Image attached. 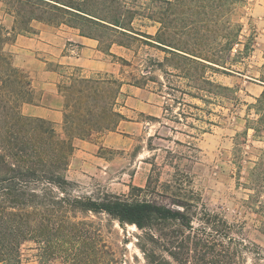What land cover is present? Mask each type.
Returning <instances> with one entry per match:
<instances>
[{
	"label": "trees",
	"instance_id": "1",
	"mask_svg": "<svg viewBox=\"0 0 264 264\" xmlns=\"http://www.w3.org/2000/svg\"><path fill=\"white\" fill-rule=\"evenodd\" d=\"M8 0L15 12V32L27 30L32 19L64 23L104 46L150 41L136 37L135 18L160 24L155 41L171 53L169 63L193 78L194 60L200 57L221 65L236 42L240 25L229 16L238 0ZM138 34L147 35L137 31ZM10 38L0 29V264H21V247L31 242L40 248L43 262L62 264H122L117 243L104 233L113 222L134 225L135 245L145 264H241L245 261L231 226L218 214L203 215L187 207L173 208L148 199L109 192L73 194L66 177L75 137L115 130L122 115L113 109L117 92L105 79H74L64 85V136L41 118L21 114L30 95L27 75L13 64L5 44ZM168 46L170 48H167ZM195 67L201 89L214 95L230 89L203 79L206 67ZM264 91L254 107L261 110ZM250 187L259 184L251 173ZM144 189H131L130 191ZM258 231L264 236V203H257ZM105 215V230L89 218ZM197 223V225H194ZM127 241L125 240L124 243ZM248 248V246H247ZM255 246L252 264H264ZM263 260V263H259Z\"/></svg>",
	"mask_w": 264,
	"mask_h": 264
},
{
	"label": "crops",
	"instance_id": "2",
	"mask_svg": "<svg viewBox=\"0 0 264 264\" xmlns=\"http://www.w3.org/2000/svg\"><path fill=\"white\" fill-rule=\"evenodd\" d=\"M246 3L249 5L247 18H240L236 11L230 14V21H240L243 31L248 22L250 42L232 47L221 65L196 57L194 75L189 80L169 63L172 52L163 50L158 46L163 45L154 40L160 27L157 21L135 18L134 32L128 31L150 43L134 41L126 46L112 42L104 48L99 40L81 35L77 28L64 23L32 19L27 30L15 32L14 9L8 0H0V29L10 38L4 48L30 82V95L20 105V112L50 122L64 136L65 100L61 88L74 79H105L117 90L112 106L122 118L115 130L94 132L90 138H73L66 177L73 181L104 173L117 160V155L131 157L137 152L142 134L146 137L141 149L147 150L157 134L166 152H172L169 150L175 146L181 147L183 157L178 161L186 162L187 173L195 178L201 169L202 106L208 105V115H211L216 110L211 107L215 99L223 101L219 107L225 111L232 104L226 102L224 94L214 95L208 88L201 89L200 78L195 79V67L199 72L201 63L210 65L203 79L230 89L229 101L236 99L242 103L239 113L244 127L247 118L255 114L253 104L264 91V0Z\"/></svg>",
	"mask_w": 264,
	"mask_h": 264
},
{
	"label": "rangeland",
	"instance_id": "3",
	"mask_svg": "<svg viewBox=\"0 0 264 264\" xmlns=\"http://www.w3.org/2000/svg\"><path fill=\"white\" fill-rule=\"evenodd\" d=\"M246 2L238 0L231 14L237 11L240 18H247L249 2ZM231 24L240 25L232 47L236 48L241 43L246 46L251 37L248 22L244 31L240 21ZM110 87L115 89L112 85ZM229 98L231 93L227 95L226 102L232 103L227 111L219 107L223 103L220 98L214 100L215 105L211 107L216 110L211 111V115H208V105L202 106L199 176L192 178L187 173V163L178 161L183 157L180 146L166 152L167 149L162 148L160 135L156 134L153 144L148 146L149 150L145 147L141 149L146 137V134H142L136 146L137 152L132 153L131 157L128 154L117 155V160L107 166L104 173L73 180L72 193L90 195L109 192L134 199H148L173 208L184 206L199 215H203L204 211L218 214L231 226L230 236L239 243L238 250L245 257L241 264H252L250 252L254 251L255 246L260 247L258 250L264 254V236L258 231L260 216L256 211L257 203H264V99L260 111L254 107L256 102L253 104L257 117L255 114L248 117L244 127L243 116L239 113L242 103L236 99L230 102ZM202 100L209 101L203 97ZM178 137L183 138L181 135ZM251 173L259 177V184L255 188L249 185ZM138 188L144 190L130 191ZM88 216L96 222V226L101 225L104 232L106 216ZM139 233L134 225L126 224L122 228L116 221L113 222L112 231L104 233L109 241L117 243L121 249L122 264H145L142 253L135 245ZM39 254L37 244L25 243L21 247V264H62L58 259L43 262ZM259 263H263V260Z\"/></svg>",
	"mask_w": 264,
	"mask_h": 264
}]
</instances>
